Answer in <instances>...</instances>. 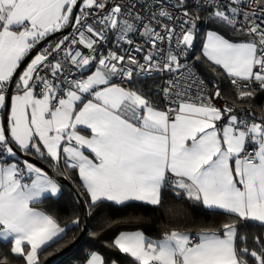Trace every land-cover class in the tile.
I'll list each match as a JSON object with an SVG mask.
<instances>
[{"label": "snow or ice", "instance_id": "1", "mask_svg": "<svg viewBox=\"0 0 264 264\" xmlns=\"http://www.w3.org/2000/svg\"><path fill=\"white\" fill-rule=\"evenodd\" d=\"M253 2L0 0V244L13 257L41 264L66 235L40 207L63 194V166L90 214L172 195L230 218L158 239L120 231L107 247L131 264H264V238L250 248L244 232L264 226V113L230 106L199 72L223 76L241 103L264 92ZM85 264L119 255L92 251Z\"/></svg>", "mask_w": 264, "mask_h": 264}, {"label": "trees", "instance_id": "2", "mask_svg": "<svg viewBox=\"0 0 264 264\" xmlns=\"http://www.w3.org/2000/svg\"><path fill=\"white\" fill-rule=\"evenodd\" d=\"M210 30L203 25L202 33ZM54 38L52 41H55ZM200 45H197L195 55H199ZM201 76L210 82L211 77L215 76L211 69L206 65H199ZM216 77V76H215ZM222 80V89L224 90V98L239 108L250 110L256 115L264 113V92H257L256 96L243 103L235 99V92L230 90ZM58 176L65 179L69 185H64L61 181L63 194L56 200H46L40 207L54 215L61 227L67 229L63 239L52 243L50 247L43 252L41 256V264H44L50 257L63 251L73 244L80 236L83 229V219L81 216L79 203L77 198L81 197L83 189L81 181L76 172L65 169L63 166L57 173ZM83 203V202H82ZM87 217V229L82 240L76 244L71 250L67 251L60 257L54 259L50 264H84L88 254L95 251L108 260L116 259L119 255V264H131V261L124 254H114L112 249L107 247L108 243L115 238L120 231L141 230L146 236L158 239L163 233L169 232L174 228H188L192 231L198 230L200 227H218L220 224L228 222L230 218L217 215L205 216L201 211L194 207L192 203L185 200L176 199L172 195H166L163 198L162 205L159 207L132 205L129 207H117L104 205L100 209H94L91 214L84 204ZM79 219V226L73 225V221ZM110 221V222H109ZM244 232L248 235L249 247H253L252 241L255 237L264 238V226L255 221H249L246 224ZM96 235L93 236L92 234ZM6 257L4 264H25L23 259L15 258L10 253V246L0 244V258Z\"/></svg>", "mask_w": 264, "mask_h": 264}, {"label": "water", "instance_id": "3", "mask_svg": "<svg viewBox=\"0 0 264 264\" xmlns=\"http://www.w3.org/2000/svg\"><path fill=\"white\" fill-rule=\"evenodd\" d=\"M67 31H68V30H65L63 33H57V34H55L53 37H51L50 39L53 40L54 38L60 37V36H62V35H64V34H66ZM34 54H35V53H33V55H34ZM58 177H59V180H60L64 185L70 187L69 183H68L65 179L61 178L60 176H58ZM70 188H71V187H70ZM79 208H80L81 216H82V219H83V229H82V232H81L80 236L77 238V240H76L73 244H71L70 246H68V247H67L66 249H64L63 251L57 253L56 255L50 257L48 260H46V261L44 262V264H50L54 259H56L57 257H60L61 255H63V254L66 253L67 251L71 250L76 244H78V243L82 240L83 236H84L85 233H86V229H87V217H86V213H85V207H84V205H83L82 202L79 203Z\"/></svg>", "mask_w": 264, "mask_h": 264}, {"label": "built area", "instance_id": "4", "mask_svg": "<svg viewBox=\"0 0 264 264\" xmlns=\"http://www.w3.org/2000/svg\"><path fill=\"white\" fill-rule=\"evenodd\" d=\"M253 7H254V8L264 7V0H254V2H253ZM202 28H203V25L201 26V31H202ZM66 34H67V33H66ZM60 38H61V36L58 37V39H56V40L53 41V42L58 41ZM210 80H212L214 83L219 84L220 87L222 86V80H221L220 77H217V76L215 77V76H213V77L210 78ZM206 81H207V80H206ZM224 81H226L227 84L229 85L230 89H232V87H231V85L229 84L228 80L224 78ZM207 82H208V81H207ZM208 86H209V88H211V87H212V84L209 83ZM221 88H222V87H221ZM232 90H233V89H232ZM233 91H234V90H233ZM225 101H226V100H225ZM227 103H228L230 106L232 105V104L229 103L228 101H227Z\"/></svg>", "mask_w": 264, "mask_h": 264}, {"label": "rangeland", "instance_id": "5", "mask_svg": "<svg viewBox=\"0 0 264 264\" xmlns=\"http://www.w3.org/2000/svg\"><path fill=\"white\" fill-rule=\"evenodd\" d=\"M223 82H224V84L230 89V87H229V85L227 84V82L224 81V80H223ZM230 90H232V89H230ZM232 91H233V90H232ZM224 100H226V99L224 98ZM229 103H231V102H229Z\"/></svg>", "mask_w": 264, "mask_h": 264}, {"label": "crops", "instance_id": "6", "mask_svg": "<svg viewBox=\"0 0 264 264\" xmlns=\"http://www.w3.org/2000/svg\"><path fill=\"white\" fill-rule=\"evenodd\" d=\"M259 223V222H258ZM85 264V263H84Z\"/></svg>", "mask_w": 264, "mask_h": 264}]
</instances>
